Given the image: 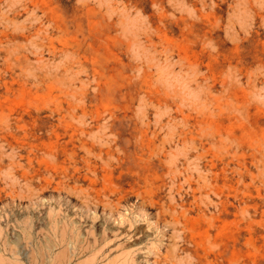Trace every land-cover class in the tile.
Wrapping results in <instances>:
<instances>
[{
    "label": "rangeland",
    "instance_id": "374dc122",
    "mask_svg": "<svg viewBox=\"0 0 264 264\" xmlns=\"http://www.w3.org/2000/svg\"><path fill=\"white\" fill-rule=\"evenodd\" d=\"M2 264H264V0H0Z\"/></svg>",
    "mask_w": 264,
    "mask_h": 264
},
{
    "label": "bare ground",
    "instance_id": "6f19581e",
    "mask_svg": "<svg viewBox=\"0 0 264 264\" xmlns=\"http://www.w3.org/2000/svg\"><path fill=\"white\" fill-rule=\"evenodd\" d=\"M3 262L2 261H0V264H2Z\"/></svg>",
    "mask_w": 264,
    "mask_h": 264
}]
</instances>
